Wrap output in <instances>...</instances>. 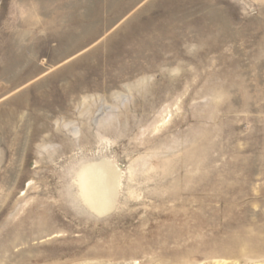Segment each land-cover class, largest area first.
<instances>
[{
  "label": "rangeland",
  "instance_id": "374dc122",
  "mask_svg": "<svg viewBox=\"0 0 264 264\" xmlns=\"http://www.w3.org/2000/svg\"><path fill=\"white\" fill-rule=\"evenodd\" d=\"M0 264H264V0H0Z\"/></svg>",
  "mask_w": 264,
  "mask_h": 264
},
{
  "label": "bare ground",
  "instance_id": "6f19581e",
  "mask_svg": "<svg viewBox=\"0 0 264 264\" xmlns=\"http://www.w3.org/2000/svg\"><path fill=\"white\" fill-rule=\"evenodd\" d=\"M78 178L82 189L81 194H83V198L87 201L89 206L94 207L93 209L96 208L102 213L106 212L111 206V198L109 196L117 186V176H113L112 171L107 167H90V169L82 171Z\"/></svg>",
  "mask_w": 264,
  "mask_h": 264
}]
</instances>
